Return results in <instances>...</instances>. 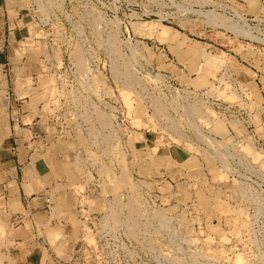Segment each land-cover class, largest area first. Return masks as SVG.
Segmentation results:
<instances>
[{
    "label": "rangeland",
    "instance_id": "rangeland-1",
    "mask_svg": "<svg viewBox=\"0 0 264 264\" xmlns=\"http://www.w3.org/2000/svg\"><path fill=\"white\" fill-rule=\"evenodd\" d=\"M25 3L0 264H264V0Z\"/></svg>",
    "mask_w": 264,
    "mask_h": 264
},
{
    "label": "crops",
    "instance_id": "crops-1",
    "mask_svg": "<svg viewBox=\"0 0 264 264\" xmlns=\"http://www.w3.org/2000/svg\"><path fill=\"white\" fill-rule=\"evenodd\" d=\"M25 17V0H0V190L6 191L5 194L9 195L10 190L15 187V192H19L20 199L0 200V221L7 224L12 219L20 220L19 217L22 218L19 210L26 209L22 197L29 194L28 189H31L27 188L28 184L25 183L26 186L22 184V181L31 179L26 164L32 153L29 154L25 144L26 140L23 137L25 132L19 134L16 127L20 125L21 118H17V122L13 118L14 109L22 97L21 91L26 87L21 85L19 80L21 76H25V72L13 66L12 62L16 58L10 49L11 39L14 41L24 38ZM22 73L23 75H21ZM38 203L39 200H30V204L35 206ZM13 209L19 210L14 211ZM35 225L37 227V223ZM9 248L10 250H8ZM9 248L7 249L6 245L0 246V252L13 250V246ZM4 262L10 264L6 258Z\"/></svg>",
    "mask_w": 264,
    "mask_h": 264
},
{
    "label": "bare ground",
    "instance_id": "bare-ground-1",
    "mask_svg": "<svg viewBox=\"0 0 264 264\" xmlns=\"http://www.w3.org/2000/svg\"><path fill=\"white\" fill-rule=\"evenodd\" d=\"M222 179V178H221ZM234 260V259H233ZM235 261V260H234ZM240 260H239V257H238V262H239Z\"/></svg>",
    "mask_w": 264,
    "mask_h": 264
}]
</instances>
